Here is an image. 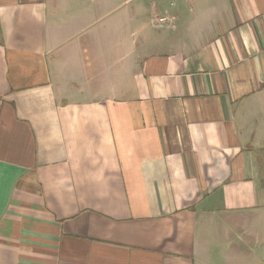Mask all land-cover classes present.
<instances>
[{"label": "crops", "instance_id": "0c3cea01", "mask_svg": "<svg viewBox=\"0 0 264 264\" xmlns=\"http://www.w3.org/2000/svg\"><path fill=\"white\" fill-rule=\"evenodd\" d=\"M95 5L0 0V264H264V0Z\"/></svg>", "mask_w": 264, "mask_h": 264}, {"label": "rangeland", "instance_id": "374dc122", "mask_svg": "<svg viewBox=\"0 0 264 264\" xmlns=\"http://www.w3.org/2000/svg\"><path fill=\"white\" fill-rule=\"evenodd\" d=\"M69 1L71 2V0ZM136 1L137 0H96V5L93 9L90 19H97V23H121L128 29H134L140 27L141 25H147L142 22L143 20L149 19L150 13L149 11H147V9L139 8V10L143 12V14L140 13L136 15L137 17L131 15L133 7H135L134 4ZM260 225L262 226V224Z\"/></svg>", "mask_w": 264, "mask_h": 264}]
</instances>
